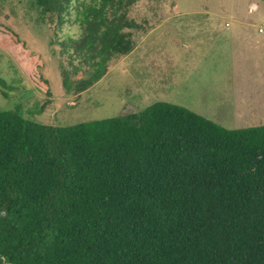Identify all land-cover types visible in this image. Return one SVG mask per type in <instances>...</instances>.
<instances>
[{"label":"trees","instance_id":"obj_1","mask_svg":"<svg viewBox=\"0 0 264 264\" xmlns=\"http://www.w3.org/2000/svg\"><path fill=\"white\" fill-rule=\"evenodd\" d=\"M137 1L27 0L41 23L80 27L67 94L128 51ZM0 264H264V124L161 100L71 125L0 107Z\"/></svg>","mask_w":264,"mask_h":264},{"label":"rangeland","instance_id":"obj_2","mask_svg":"<svg viewBox=\"0 0 264 264\" xmlns=\"http://www.w3.org/2000/svg\"><path fill=\"white\" fill-rule=\"evenodd\" d=\"M28 8L27 0H0L1 108L40 123L71 125L161 100L227 128L264 124V0H138L122 29L128 51L115 52L104 75L75 94L65 92L61 71L79 64H70L67 53L79 25L41 23ZM233 25L238 42L248 37L236 64L226 46L219 56L205 39L213 27L225 33ZM84 76L82 70L72 75Z\"/></svg>","mask_w":264,"mask_h":264},{"label":"crops","instance_id":"obj_3","mask_svg":"<svg viewBox=\"0 0 264 264\" xmlns=\"http://www.w3.org/2000/svg\"><path fill=\"white\" fill-rule=\"evenodd\" d=\"M236 25H233L232 29L228 32L224 33L223 31H218V26L213 27L212 29H210L208 31V33L205 35V39L209 42V46L212 44L213 45V50L217 51L216 54L217 55H221V51L224 49L226 53L230 54L229 58H230V62L232 64H236V60H235V56H236V51H244V45H247L248 42L247 40V36L244 39V42H238L237 38H238V34L237 30L234 29ZM221 28V27H220ZM259 32V30H258ZM263 33V32H260ZM262 39H258V42H260ZM225 41V42H224ZM221 42L223 44H221ZM256 42V43H258ZM224 47L223 49H221V47ZM210 49V48H209ZM220 52V53H219ZM205 117V116H204Z\"/></svg>","mask_w":264,"mask_h":264},{"label":"built area","instance_id":"obj_4","mask_svg":"<svg viewBox=\"0 0 264 264\" xmlns=\"http://www.w3.org/2000/svg\"><path fill=\"white\" fill-rule=\"evenodd\" d=\"M261 30V29H260Z\"/></svg>","mask_w":264,"mask_h":264}]
</instances>
